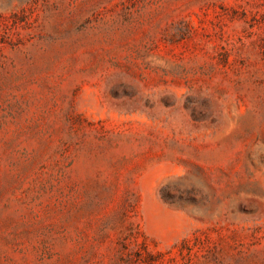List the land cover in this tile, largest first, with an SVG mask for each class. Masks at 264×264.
<instances>
[{
	"label": "rangeland",
	"instance_id": "rangeland-1",
	"mask_svg": "<svg viewBox=\"0 0 264 264\" xmlns=\"http://www.w3.org/2000/svg\"><path fill=\"white\" fill-rule=\"evenodd\" d=\"M0 264H264V0H0Z\"/></svg>",
	"mask_w": 264,
	"mask_h": 264
}]
</instances>
